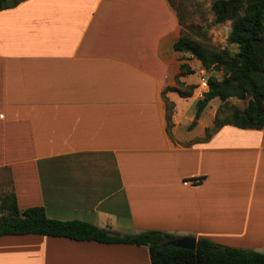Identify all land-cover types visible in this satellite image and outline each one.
<instances>
[{
    "label": "crops",
    "instance_id": "0c3cea01",
    "mask_svg": "<svg viewBox=\"0 0 264 264\" xmlns=\"http://www.w3.org/2000/svg\"><path fill=\"white\" fill-rule=\"evenodd\" d=\"M182 32L170 0L0 10V187L18 209L264 253V127L206 138L217 98L190 126L207 88L167 91L194 80L178 76ZM0 264L151 262L144 245L27 234L0 236Z\"/></svg>",
    "mask_w": 264,
    "mask_h": 264
},
{
    "label": "trees",
    "instance_id": "16d2710c",
    "mask_svg": "<svg viewBox=\"0 0 264 264\" xmlns=\"http://www.w3.org/2000/svg\"><path fill=\"white\" fill-rule=\"evenodd\" d=\"M22 1L25 0H0V10L14 7ZM210 10L212 25L230 22L227 43L235 50L204 48L187 35H181L174 43L175 51L190 53L199 61L201 68L210 73L208 88L196 102L195 120L190 126L195 124L212 99L237 98L247 99V104L243 108L220 104L205 137L223 125L261 129L264 127V0H212ZM179 70L178 76L193 73L186 62L180 64ZM213 73L221 74V77L218 79ZM186 87L189 90L169 87L167 91L190 97L196 86ZM167 104L171 111L172 104L168 101ZM167 121L170 123V114ZM1 206L6 214L0 218V236L35 234L107 244L144 245L148 248L151 264H264L262 252L219 245L206 237H199L195 250H189L166 245L174 236L161 231L119 234L110 228L81 220L50 219L40 206L18 209L12 193L3 196Z\"/></svg>",
    "mask_w": 264,
    "mask_h": 264
},
{
    "label": "rangeland",
    "instance_id": "374dc122",
    "mask_svg": "<svg viewBox=\"0 0 264 264\" xmlns=\"http://www.w3.org/2000/svg\"><path fill=\"white\" fill-rule=\"evenodd\" d=\"M211 1L212 0H170L179 16L181 23L183 24L182 35L191 37L193 40L199 42L200 45L204 48H229L231 51H234L235 47L227 43V37L230 31V22L226 21L220 24L212 25L213 15L210 10ZM184 62H186L195 73L189 76L194 80L189 81V83L185 86L180 85L179 87L182 90L187 91L189 89L186 86L194 85L200 86L201 90H203L204 87H202L199 82V61L190 53L186 52L184 53ZM203 71L206 72L205 70ZM213 74L218 79L221 77V74ZM207 75H210V73H207ZM213 102L211 106L215 107L219 106L222 103H227L230 106L243 108L247 104V99L241 100L237 98H228L224 101L216 99ZM7 193V188L0 187V218L1 216L6 214V210H4L1 206V200L2 196Z\"/></svg>",
    "mask_w": 264,
    "mask_h": 264
},
{
    "label": "water",
    "instance_id": "95a60500",
    "mask_svg": "<svg viewBox=\"0 0 264 264\" xmlns=\"http://www.w3.org/2000/svg\"><path fill=\"white\" fill-rule=\"evenodd\" d=\"M166 245L172 246L175 248L195 250L196 239L192 236H179V237H174V238L168 240L166 242Z\"/></svg>",
    "mask_w": 264,
    "mask_h": 264
},
{
    "label": "built area",
    "instance_id": "2783aa9c",
    "mask_svg": "<svg viewBox=\"0 0 264 264\" xmlns=\"http://www.w3.org/2000/svg\"><path fill=\"white\" fill-rule=\"evenodd\" d=\"M207 78H208L207 73L204 72V71H202V72H201L200 79H199V82H200V85H201L202 87H204L203 89L208 88V85H207ZM183 183H184V184H187V183H189V181H188V180H184Z\"/></svg>",
    "mask_w": 264,
    "mask_h": 264
}]
</instances>
